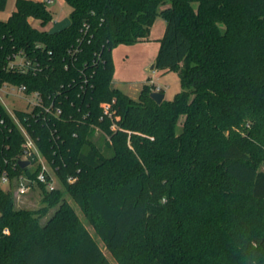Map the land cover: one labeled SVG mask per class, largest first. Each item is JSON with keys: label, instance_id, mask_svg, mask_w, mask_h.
<instances>
[{"label": "trees", "instance_id": "16d2710c", "mask_svg": "<svg viewBox=\"0 0 264 264\" xmlns=\"http://www.w3.org/2000/svg\"><path fill=\"white\" fill-rule=\"evenodd\" d=\"M64 1L61 33L46 2L0 20V87L40 96L12 114L0 100V264H264V0ZM160 16L155 69L182 90L157 104L149 83L137 100L115 86L112 53ZM20 128L60 182L38 184V210L2 187L40 170L19 164Z\"/></svg>", "mask_w": 264, "mask_h": 264}, {"label": "rangeland", "instance_id": "374dc122", "mask_svg": "<svg viewBox=\"0 0 264 264\" xmlns=\"http://www.w3.org/2000/svg\"><path fill=\"white\" fill-rule=\"evenodd\" d=\"M33 1L45 3L46 0ZM16 2L17 0H8L6 9L4 11H0V20L6 21L11 16L16 9ZM47 7L54 18L53 22L69 18L71 13L70 6L64 0H53L52 3L47 4ZM29 22L32 26L40 30L49 29L51 26V24L45 27L42 26L40 21L34 17H30ZM165 28L166 20L163 16H160L156 19L151 29L149 41L134 45L120 44L113 49L112 55L115 65L114 77L119 81L116 82L115 86L133 99L137 100L139 98L140 91L146 83L153 86V92L162 91L166 100H172L174 96L182 90L179 76L175 71L167 72L161 69H150L151 66L155 64L160 48V39L164 35ZM7 93H9V95H7ZM0 99L2 100L5 108L10 112H13L15 109L26 110L29 108V102H35V98L33 96L25 97V95L18 90L10 92L4 91V93L1 94ZM38 155L41 157L40 152H38ZM36 166V164L31 166V170L33 171ZM44 166L48 171H52V167L48 163L44 162ZM53 176L56 181L54 187L58 188L60 186V182L55 175ZM2 187L5 190L11 189L15 192L17 184H13L11 186L10 184L2 183ZM66 197L67 199H70L69 196ZM41 199L42 195L38 184H32L29 193L20 197L18 199L20 204L16 203V206H23L29 209L38 210L42 206ZM70 201L72 205H74L73 200L70 199ZM53 211L54 210L51 209L49 210V213H52ZM80 216L82 220H84L86 228L89 230L91 236L101 243V240L96 235L95 229L87 223L86 219L81 214ZM106 258L108 262L118 264L117 259H115L111 253L106 252Z\"/></svg>", "mask_w": 264, "mask_h": 264}, {"label": "built area", "instance_id": "2783aa9c", "mask_svg": "<svg viewBox=\"0 0 264 264\" xmlns=\"http://www.w3.org/2000/svg\"><path fill=\"white\" fill-rule=\"evenodd\" d=\"M45 2L47 4H50L53 2V0H46ZM11 67L18 69L21 73H24L27 69V62H25V58L23 56H16L15 61H14V63H12ZM9 90L10 91L18 90V91L22 92V94H24L25 97L33 96L35 98V102H29V104H28L29 108L38 106L40 103L39 94L35 93L32 95H27V94H25V88L24 87H20V88H7L5 86L0 87V97H1V94L4 93V91L10 92ZM157 92H161V91H157ZM7 95H9V93H7ZM109 109H110L109 106H105V112L106 113H109ZM10 113L12 114V112H10ZM58 114H60V111L57 112V115ZM20 129H21L22 134H23L24 139H25V141H24V155H23L22 161H29L30 162L31 160H33V161H35V164L37 166H39L40 170L37 174L36 179H34V180L27 177V176H21L16 182L17 189L15 191V195L18 198L23 197L29 193L32 184H39V183L45 185L48 190H51V191L55 190L56 188L54 187V185H55L56 181H55V177L53 176V175L56 176L55 171L52 168H51L52 171H48L46 169V167L44 166V162H46V163H48V162L43 158L41 152L39 151V149L36 145V142L34 141V139L30 136V134L24 128H20ZM38 152H40L41 157L38 155ZM39 157H40V160H39ZM31 166H34V165H31V162H30L28 167H31ZM56 178H57V176H56ZM75 179L76 178H69L68 181L73 182V181H75ZM2 182L11 185V181H10L8 175L3 176Z\"/></svg>", "mask_w": 264, "mask_h": 264}, {"label": "water", "instance_id": "95a60500", "mask_svg": "<svg viewBox=\"0 0 264 264\" xmlns=\"http://www.w3.org/2000/svg\"><path fill=\"white\" fill-rule=\"evenodd\" d=\"M70 24H71V21L69 18H66L62 21L53 22L52 27L49 30V34L53 35V34L61 33L64 30H66L70 26ZM150 69L155 70V64H153ZM151 98L153 99L155 103L161 104L165 100V95L161 92H153L151 94ZM19 164L22 168H25L30 164V162L20 161Z\"/></svg>", "mask_w": 264, "mask_h": 264}, {"label": "crops", "instance_id": "0c3cea01", "mask_svg": "<svg viewBox=\"0 0 264 264\" xmlns=\"http://www.w3.org/2000/svg\"><path fill=\"white\" fill-rule=\"evenodd\" d=\"M114 82L116 83V82H119V81L114 77Z\"/></svg>", "mask_w": 264, "mask_h": 264}]
</instances>
